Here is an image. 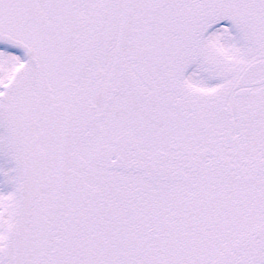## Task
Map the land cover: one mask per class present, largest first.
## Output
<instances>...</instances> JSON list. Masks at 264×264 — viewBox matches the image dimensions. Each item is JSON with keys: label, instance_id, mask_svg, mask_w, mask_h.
Masks as SVG:
<instances>
[{"label": "snow or ice", "instance_id": "1", "mask_svg": "<svg viewBox=\"0 0 264 264\" xmlns=\"http://www.w3.org/2000/svg\"><path fill=\"white\" fill-rule=\"evenodd\" d=\"M0 264H264V0H0Z\"/></svg>", "mask_w": 264, "mask_h": 264}]
</instances>
